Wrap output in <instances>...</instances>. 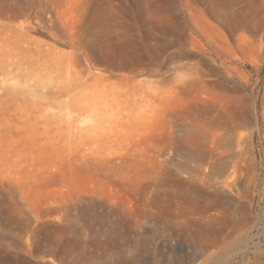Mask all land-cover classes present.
I'll return each instance as SVG.
<instances>
[{"label": "rangeland", "instance_id": "1", "mask_svg": "<svg viewBox=\"0 0 264 264\" xmlns=\"http://www.w3.org/2000/svg\"><path fill=\"white\" fill-rule=\"evenodd\" d=\"M0 264H264V0H0Z\"/></svg>", "mask_w": 264, "mask_h": 264}]
</instances>
